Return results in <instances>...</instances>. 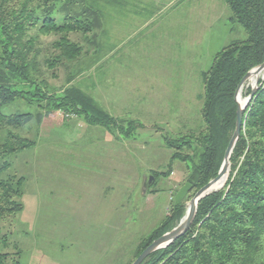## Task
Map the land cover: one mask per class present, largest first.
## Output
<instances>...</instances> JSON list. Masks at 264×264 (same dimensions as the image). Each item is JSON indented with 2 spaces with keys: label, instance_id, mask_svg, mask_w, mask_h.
<instances>
[{
  "label": "rangeland",
  "instance_id": "374dc122",
  "mask_svg": "<svg viewBox=\"0 0 264 264\" xmlns=\"http://www.w3.org/2000/svg\"><path fill=\"white\" fill-rule=\"evenodd\" d=\"M90 1L102 26L86 36L68 34L83 46L81 57L50 66L45 60L59 54L52 44L60 35H40V77L51 92L81 88L125 127L133 122L131 134L56 110L20 131L36 143L10 157L12 166L3 174L25 181L23 208L0 219V233L8 236L6 251H20L22 264L134 261L143 238L171 214L190 171L179 159L169 168L173 150L164 137L203 128V72L230 41L246 38L231 23L225 0ZM251 87H242L244 99ZM32 99L7 104L3 112L41 111ZM6 134L0 131V143ZM153 172L158 177L147 192ZM193 196L185 199L178 223Z\"/></svg>",
  "mask_w": 264,
  "mask_h": 264
},
{
  "label": "trees",
  "instance_id": "16d2710c",
  "mask_svg": "<svg viewBox=\"0 0 264 264\" xmlns=\"http://www.w3.org/2000/svg\"><path fill=\"white\" fill-rule=\"evenodd\" d=\"M225 2L231 23L240 25L246 38L230 41L203 72V128L176 138L164 137L173 150L169 168L174 160L188 163L186 182L193 186L194 194L218 175L236 126L237 88L247 72L264 62V0ZM101 26L102 14L90 0H0V131H7L0 143V219L23 208L19 199L25 178L3 174L12 166L10 157L35 145V140L20 131L34 118L40 124L44 111L80 116L87 124L111 133L131 134L133 122L125 127L81 88L71 85L61 93L51 92L46 79L40 77V35H60L52 44L59 54L45 60L50 66L51 61L63 63L81 57L83 46L68 34L86 36ZM87 41L93 42L90 38ZM251 91L252 87L248 88L247 96ZM35 96L41 111L3 112L5 105L19 99L31 102ZM243 121L225 185L199 201L185 235L142 264H264V78L245 109ZM153 176L152 184L158 172ZM184 201L175 205L173 200L171 214L143 238L135 259L153 240L179 224ZM8 240L7 234L0 233V264H22L20 251L5 250Z\"/></svg>",
  "mask_w": 264,
  "mask_h": 264
},
{
  "label": "water",
  "instance_id": "95a60500",
  "mask_svg": "<svg viewBox=\"0 0 264 264\" xmlns=\"http://www.w3.org/2000/svg\"><path fill=\"white\" fill-rule=\"evenodd\" d=\"M255 70L256 71L264 70V62L262 64H260L259 66L253 68L249 72H247L245 74V76L243 77V79L241 80V82L237 88L236 96H235L236 101L238 103L236 126H235V130L233 132V135L231 137V140L229 142V145L226 149L224 160H223V163H222V166L219 170L218 175L215 178H213L212 180H210L206 185L201 187L194 194V196L191 198V200L189 202L187 212H186L185 216L182 218V220L179 222V224L177 226H175L173 229H171L170 231L164 233L160 237L153 240V242L142 251V253L132 262V264H142V262L148 256H150L151 254H153L154 252H156L160 249H163V248L169 246L174 241H176L179 237L185 235L193 224V221H194L195 216L197 214V208H198L199 201L202 198H204L205 196L211 194L212 192L221 189L225 185L224 184L223 186H221L217 189H214V186H215L217 180L220 178V176L226 172H230L231 154H232L233 149H234V147H235V145H236V143L240 137L241 130L243 128L245 109L247 108L249 102L251 101V99L255 95L256 90L258 88V84L255 86H252L251 93L246 97L247 102L245 105L240 104V102L238 100V94H239L241 87L245 84V82L248 80L251 73ZM262 78H264V75ZM154 179H155V177L152 174L148 175L147 180H146L145 185H144L145 189H148V187L154 182ZM192 190H193V186L189 182H186L177 191V193L175 195V198H174L175 205L181 204L187 198V196L190 194V192Z\"/></svg>",
  "mask_w": 264,
  "mask_h": 264
},
{
  "label": "bare ground",
  "instance_id": "6f19581e",
  "mask_svg": "<svg viewBox=\"0 0 264 264\" xmlns=\"http://www.w3.org/2000/svg\"><path fill=\"white\" fill-rule=\"evenodd\" d=\"M263 75H264V70L253 71L251 73V75L249 76L248 80L245 82V84L242 87H244L246 84H249L250 86L257 85L259 83L261 77H263ZM242 87H241V89H242ZM241 89H240L239 94H238V100H239L241 105H245L247 102V99L246 98L244 99L242 94L240 95ZM228 176H229V172H226L223 175H221L220 178L217 180V182L214 186V189H217V188L223 186L226 183Z\"/></svg>",
  "mask_w": 264,
  "mask_h": 264
},
{
  "label": "crops",
  "instance_id": "0c3cea01",
  "mask_svg": "<svg viewBox=\"0 0 264 264\" xmlns=\"http://www.w3.org/2000/svg\"><path fill=\"white\" fill-rule=\"evenodd\" d=\"M149 21H145V24L144 25H147Z\"/></svg>",
  "mask_w": 264,
  "mask_h": 264
}]
</instances>
